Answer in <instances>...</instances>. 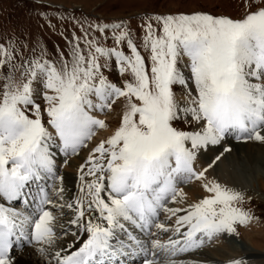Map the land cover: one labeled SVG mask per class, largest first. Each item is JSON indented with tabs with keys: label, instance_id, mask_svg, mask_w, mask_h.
I'll return each mask as SVG.
<instances>
[{
	"label": "snow or ice",
	"instance_id": "snow-or-ice-1",
	"mask_svg": "<svg viewBox=\"0 0 264 264\" xmlns=\"http://www.w3.org/2000/svg\"><path fill=\"white\" fill-rule=\"evenodd\" d=\"M241 7L238 18L145 14L139 34L125 20H75L80 34L55 58L0 41V264H22L25 244L45 264H124L137 251L142 264H183L169 257L252 218L244 194L209 175L226 139L264 143V0ZM70 158L79 194L65 202Z\"/></svg>",
	"mask_w": 264,
	"mask_h": 264
},
{
	"label": "rangeland",
	"instance_id": "rangeland-1",
	"mask_svg": "<svg viewBox=\"0 0 264 264\" xmlns=\"http://www.w3.org/2000/svg\"><path fill=\"white\" fill-rule=\"evenodd\" d=\"M243 2L244 0H0V41L6 42L9 36L17 39L23 37L31 43H38L43 46L48 57L55 58L58 50H66L65 38H70L73 31L77 35L80 34L79 25L75 23V20L85 22L125 20L131 24L135 33L139 34L140 30L137 26L140 23V17L145 14L202 11L212 15L238 18L243 12L241 7ZM50 24L54 25V28L50 27ZM107 43L111 46L112 42L109 40ZM105 74L111 81L120 82V76L114 68L106 71ZM174 91L176 93L181 92V86L178 89L174 88ZM107 118L108 121L106 117L104 119L110 125L116 124V113ZM176 126L187 127L181 123H177ZM101 136H106V134L98 131L97 138ZM239 142L234 144L244 143ZM83 154L81 153V155ZM70 160L71 164L59 169L58 174L69 175V180L64 181L67 184L73 182L74 176L75 183L73 182V184L76 185V165L79 161L76 158H70ZM214 176L219 180V173ZM219 181L221 182V180ZM242 181L248 188L247 191H242L245 196L243 207L252 218L243 225L236 224L234 233L223 232L216 234L211 239L205 238L206 240L199 250L187 255L185 253L187 258L194 260L192 264H214L198 253L208 251L211 248L220 250L221 245L237 250V252L230 254L232 258L240 260L241 264H264V179L259 183L255 180L248 181V179H242ZM194 185L191 184V186ZM183 187L189 188L190 186L184 185ZM65 188L67 190L64 193V201H67L71 198L69 195L72 194L71 190L74 189V186L71 184V187L65 186ZM50 191L52 194V189ZM77 194L79 193L76 189L74 196ZM201 194L199 189L197 196ZM188 199L191 200V197L188 196ZM247 234H249L248 238L252 239L253 245L247 241ZM246 252L250 253V257H244ZM230 261L227 257V262L220 264H230Z\"/></svg>",
	"mask_w": 264,
	"mask_h": 264
},
{
	"label": "bare ground",
	"instance_id": "bare-ground-1",
	"mask_svg": "<svg viewBox=\"0 0 264 264\" xmlns=\"http://www.w3.org/2000/svg\"><path fill=\"white\" fill-rule=\"evenodd\" d=\"M174 88L178 89L179 86L176 85V86H174ZM180 93L181 92L176 93L178 98L180 96ZM106 119L108 121L107 117H106ZM101 131H102V133L107 135L108 131H110V130H101ZM230 138H231L230 143H228V144L224 143L230 147V151L224 153V155L221 156V159L216 163V165H214V170H211V171L209 170V175L215 177L214 175L219 173V175H220L219 180H221L222 184H227L229 187L235 188L241 192L247 191L248 188L245 186L246 184L244 185L242 179L243 180L248 179V181L255 180L258 183L264 179V143H261L259 141L249 140V141H240V142L237 141L239 143L244 142L245 144L244 143L243 144H234L235 143L234 140H236V139H234V137H230ZM216 147H217L218 151L223 150L222 147H220V146H216ZM214 154H215L214 152L209 151V153L207 155L211 156ZM205 159H206V157H202L200 162H203ZM58 173H59V171H58ZM63 177H64V181L69 180V175L64 174ZM215 178H217V177H215ZM74 180H75V178L73 176V182H74ZM73 182H70V183L74 186V189L76 190L77 189L76 185L73 184ZM71 184H67V182H66V183H64V186L71 187ZM74 189L71 190L72 194L70 193L69 196H71V197L74 196V191H75ZM65 190H67V188H65ZM184 190H185V192L188 193V196L191 197V200L198 197L197 192L199 191V188L196 185L190 186L189 188L184 187ZM56 201H57V203L60 202L58 199ZM65 211H68V210L65 209ZM66 219H67V217H65V220ZM248 237H249V234L246 235L247 241H249L250 245H253L252 239H250ZM63 239L64 240H71L72 237L71 236L63 237ZM25 251L30 253V255H21L19 252L16 253L17 258L22 262V264H45L43 257H41L33 249L25 248ZM245 251H247V250H245ZM234 252H237V250L231 249L229 246H226V245H221L220 250L217 248H211V249H208V251H201L200 253H198V255L200 254V256H202L204 258L206 257V259L211 261V263L220 264V263L227 262V257L231 261L233 259H236V258H232V255L230 254V253H234ZM249 254H250L249 252H246L244 254V257L245 256L250 257ZM187 257L188 256H182V257H178L175 259L178 261H183V264H192L194 260L187 258ZM220 257H222V258H220ZM244 257L241 256V258H244ZM169 258H171V257H169Z\"/></svg>",
	"mask_w": 264,
	"mask_h": 264
}]
</instances>
